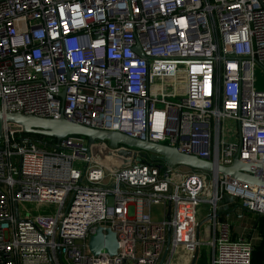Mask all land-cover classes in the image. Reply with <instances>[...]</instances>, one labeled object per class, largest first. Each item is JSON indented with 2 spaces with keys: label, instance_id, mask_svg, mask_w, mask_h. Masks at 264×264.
I'll use <instances>...</instances> for the list:
<instances>
[{
  "label": "built area",
  "instance_id": "1",
  "mask_svg": "<svg viewBox=\"0 0 264 264\" xmlns=\"http://www.w3.org/2000/svg\"><path fill=\"white\" fill-rule=\"evenodd\" d=\"M257 69L264 74V0H0L4 113L63 115L264 171ZM228 119L233 140L224 135ZM161 121L195 129L193 146L156 138ZM98 151L78 136L38 141L5 130L0 264H160L168 236L167 257L209 248L210 264H252L253 243L233 237L219 204L231 194L264 215L263 188L223 175L213 183L209 172L180 165L164 173L150 157L113 169ZM155 205H163L160 220ZM99 226L117 234L115 256L89 251Z\"/></svg>",
  "mask_w": 264,
  "mask_h": 264
},
{
  "label": "water",
  "instance_id": "2",
  "mask_svg": "<svg viewBox=\"0 0 264 264\" xmlns=\"http://www.w3.org/2000/svg\"><path fill=\"white\" fill-rule=\"evenodd\" d=\"M138 51V49H137ZM140 52V51H139ZM141 53V52H140ZM9 125L6 127V125ZM5 130L17 131L18 133L43 136L49 140H61L67 136H78L86 139L89 145L93 146L97 141L107 142L112 149L137 150L140 155L150 157L153 160L162 162L159 166L164 173H168L175 166H186L195 170H202L219 175L236 178L244 183L252 184L264 189V171L258 163H249L235 159L231 165H222L214 159L202 157L198 154L183 151L177 146L163 144L151 140H141L128 136L119 131H111L90 127L72 120L63 115L58 118L40 117L33 114L20 112L4 113L0 111V138ZM109 153H99L98 158L104 163ZM117 169V165H112ZM127 166L123 164L122 167ZM89 251L95 255L104 253L115 256L118 253L119 242L117 234L110 228L99 226L90 236L88 243ZM170 247V237L167 249L160 264H164ZM199 256L197 250L191 260L195 264Z\"/></svg>",
  "mask_w": 264,
  "mask_h": 264
},
{
  "label": "crops",
  "instance_id": "3",
  "mask_svg": "<svg viewBox=\"0 0 264 264\" xmlns=\"http://www.w3.org/2000/svg\"><path fill=\"white\" fill-rule=\"evenodd\" d=\"M219 209L222 213L227 214L224 218L231 224L233 237H246L253 243L255 251L253 262L255 261V264H264V228L261 227L259 222L260 218L264 215L248 211L241 205V201L231 194H225L223 196L219 204ZM184 253L182 264H191L192 259L186 251ZM210 255V250L208 252L205 250L200 251L195 264H208ZM171 259L172 256L166 257L164 264H171Z\"/></svg>",
  "mask_w": 264,
  "mask_h": 264
},
{
  "label": "rangeland",
  "instance_id": "4",
  "mask_svg": "<svg viewBox=\"0 0 264 264\" xmlns=\"http://www.w3.org/2000/svg\"><path fill=\"white\" fill-rule=\"evenodd\" d=\"M255 79H256V86L258 88H260V87L264 88V74L259 69H257V71H256ZM169 126L171 128L168 129V127H167V129H166L167 135H168L169 132H171L170 131L171 129L174 130V128H175L174 123H171ZM181 130H182L181 129V125H179L177 127V134L175 135L177 137V139L175 138L177 141L175 139H171L170 136L169 137L167 136L165 140L168 141V142H175L176 141L177 143H181L182 140H184V142H186L184 138L187 137V139H190L188 141L192 143L193 138H194L193 136H194L195 129L192 128V134H190L189 136H184V133L181 132ZM224 135H225L226 139H230V140H233V139L237 138V127H236V124H233L229 119L227 121H225V123H224ZM202 137H204L203 133H202ZM211 142L213 143V136L211 137ZM100 143L101 142H96V144L93 145V150L94 151L96 149L99 150L97 152V154H96V152H94V154L96 156H98L99 153H102V152H100L101 150L99 148ZM200 148H203V146H200ZM106 149L108 150L107 153L110 154V155H108L105 158L106 162L111 161V163L109 162V163H105V164L109 165L111 168H113V166H112L113 164L117 165L118 168H119V167H122L123 164H127V166H129V165H131L133 163L136 164V163L142 162V156L140 155L139 151H137V150H131V152H129L130 150H128V149L121 150L122 148H119L117 150H110L109 147H108ZM200 152L202 154L204 152V149H200ZM185 168H187V167L186 166H180L181 170H183ZM208 179L210 180V182L214 183V181H213V179H214L213 173L209 172ZM219 190L221 192V190H222L221 187H219ZM131 213H133L132 209H131ZM152 214H153V217L156 220H160L164 216V214H163V205H155L153 207ZM184 252H185L184 248H181V247L178 248L175 251L174 255L172 256V259H171L170 263L171 264H182V262L184 260V255H185ZM254 255H255V251L253 253V260H254ZM208 262L207 263L210 264L209 259H208ZM72 263L74 264V262H72ZM67 264H70V263H67Z\"/></svg>",
  "mask_w": 264,
  "mask_h": 264
},
{
  "label": "bare ground",
  "instance_id": "5",
  "mask_svg": "<svg viewBox=\"0 0 264 264\" xmlns=\"http://www.w3.org/2000/svg\"><path fill=\"white\" fill-rule=\"evenodd\" d=\"M166 114H169L170 116H173L174 114H175V111H167V112H165V114H162V115H164V116H166ZM168 115V116H169ZM162 117V116H161ZM154 128H155V130H156V134H155V136H156V138H159V139H164L165 137H169V136H172V137H176L175 135L177 134V129H175L174 128V130L173 129H171L170 131L171 132H169L168 133V135H167V132H166V129H167V126H166V123H165V125H164V121H161V122H156L155 123V125H154ZM173 131V132H172ZM183 133H184V136H189L191 133L189 132V131H187V130H184L183 129ZM185 140H186V143H183V145L182 146H188V147H191V146H193V144L191 143V142H189L188 140H190V139H187V137H185L184 138ZM207 143V142H206ZM204 151H206V153H208L209 152V147H208V145H206V147L204 148ZM144 158V157H143ZM213 177H214V182L216 183L217 182V178L215 177V175L213 174Z\"/></svg>",
  "mask_w": 264,
  "mask_h": 264
},
{
  "label": "trees",
  "instance_id": "6",
  "mask_svg": "<svg viewBox=\"0 0 264 264\" xmlns=\"http://www.w3.org/2000/svg\"><path fill=\"white\" fill-rule=\"evenodd\" d=\"M20 135L27 136V137H32V138H36L38 141L44 139L43 136H39V135L24 134V133H20ZM149 159H150L149 156L148 157H145V158H143V156H142V161H144V162L149 161ZM152 162H154V161H152ZM259 222H260L261 227L264 228V225H262V224H264V216H262L260 218ZM253 263L255 264V261L253 262V257H252V264Z\"/></svg>",
  "mask_w": 264,
  "mask_h": 264
}]
</instances>
